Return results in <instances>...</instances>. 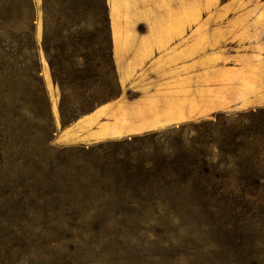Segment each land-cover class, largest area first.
<instances>
[{"label":"rangeland","instance_id":"1","mask_svg":"<svg viewBox=\"0 0 264 264\" xmlns=\"http://www.w3.org/2000/svg\"><path fill=\"white\" fill-rule=\"evenodd\" d=\"M33 2L44 86L14 89L37 92L15 105L35 114L0 137V264H264V134L234 157L219 149L228 134L213 142L219 125L264 129V33L230 29L237 17L264 16V0H50L47 11ZM46 25L60 74L86 75L91 87L65 92L69 111L82 118L94 98L126 101L125 123L161 127L87 143L59 138L64 93L45 53ZM123 33L132 57L142 55L128 74L117 59ZM204 81L206 93L192 95ZM156 87L164 97L149 100ZM45 91L57 125L48 151L31 148L27 132L43 124L35 118ZM106 120L116 119L90 128ZM202 153L209 163L176 170ZM246 170L259 172L248 189Z\"/></svg>","mask_w":264,"mask_h":264},{"label":"trees","instance_id":"2","mask_svg":"<svg viewBox=\"0 0 264 264\" xmlns=\"http://www.w3.org/2000/svg\"><path fill=\"white\" fill-rule=\"evenodd\" d=\"M58 1L59 0H56V3ZM61 2L64 3V0H61ZM49 3L50 0H44L46 11L47 7L49 8ZM35 12L36 9L33 0H0V118L5 119L10 117L13 122L11 125L10 122H7V125H0V137L9 130L14 134H18V132L22 130V127L14 122H17L19 116L24 113L29 115L35 114L33 110L25 109V107H16L15 105L18 103H25L28 95L36 98V95H38L37 92L36 95L31 90H24L21 91V93H16L14 89L18 90L16 88L18 85L26 87L27 80L30 81V84L27 86H44V80L41 76L40 53L36 39ZM46 14L49 16L48 12H46ZM47 25L46 37L44 40L45 53L53 72L54 81L59 84L64 93L60 109L63 127H68L80 118L76 117V111H69L67 106H65V92L70 88H75L79 90L78 96H83L85 95V90H91V87L87 86L89 81L86 75H80L75 81H70L60 74L56 56L53 53L52 47L48 44ZM45 98L47 101V108L44 114L43 111L39 112L35 118L37 121H42L43 124L37 127L29 125V127L26 128L30 138L28 141L30 147L36 150L45 149L48 151V149L53 148L52 142L57 133V125L46 91ZM99 103L100 101L94 98L93 101L87 103L80 112L86 115L90 114L101 106H99ZM212 125L214 126V124ZM211 130L213 131L211 139H213L215 136V129L213 128ZM217 130V140L215 141L214 139L213 142H218L220 144L219 137L228 134L219 146V149L222 153L232 157L237 156L240 151L239 148L246 144L245 141L250 139L257 140L258 137L264 134V129H260L259 127H255L254 130H250L249 128V130H244V132L234 133L233 130L229 129L228 125H226L223 130L219 125L217 126L216 131ZM197 144L202 145L204 143ZM208 144L212 145L213 143L212 141H209L207 144L205 143L206 146ZM37 159H40V161H35ZM210 159L211 156L204 153L195 159L190 160L189 158H184V160L181 161H184V163H179V168L176 170L188 171L192 163H209ZM48 160L51 162L49 158ZM46 161L47 159L45 156L34 159L35 163H45ZM258 176V171L246 170L242 175V186L246 189L252 187L254 180H256Z\"/></svg>","mask_w":264,"mask_h":264},{"label":"crops","instance_id":"3","mask_svg":"<svg viewBox=\"0 0 264 264\" xmlns=\"http://www.w3.org/2000/svg\"><path fill=\"white\" fill-rule=\"evenodd\" d=\"M264 6V2L262 3ZM235 21H232V27L230 29L237 30L240 35L246 34L247 36L255 37L256 35H260L264 33V16H256V17H237L234 19ZM228 34L227 30L224 32ZM130 37H128L127 33H123L122 40L124 41V44H121L120 47L122 48V53H120L118 62L120 65V68L125 74H128L129 68L133 64H139L141 63L142 55L135 54L132 57V54L130 51L133 50L132 43H127L126 41L129 40ZM136 47L138 46L135 44ZM115 46V52H116V44ZM134 49V51H138L139 48ZM142 50V47L141 49ZM117 57V56H116ZM206 77V75H202V78ZM128 81V80H127ZM127 83V82H126ZM206 82L200 83V85L192 92V95H198L201 97L203 93H206ZM215 89H218V86L215 87ZM147 98L149 100L151 99H162L164 97V92L160 89H154L153 91H150L147 95ZM203 103H206V100H202ZM199 103H201V100L199 99ZM217 103V101H215ZM126 112V113H124ZM132 112V105H130L126 101H117L113 103H107L100 107H98L94 112L85 115L84 117L80 118L75 123L71 124L70 126L63 129L60 134L58 135L59 138L62 139H69V141L75 142L79 141L81 143H87V142H94L98 140H103L107 138H115V137H123L133 134H139L151 130H155L158 127H148L144 128L143 123L141 124H127L125 123V119H133L132 116H130V113ZM162 112V111H161ZM124 114V115H123ZM187 119H194L193 117L194 112L187 111ZM193 114V115H192ZM126 115V118H125ZM104 117H114L116 120L114 121H103L101 122L98 127L96 128H90L92 125H94L99 119ZM125 118V119H124ZM150 119V117L148 116ZM82 128L85 129V132L82 134H78V130ZM132 129H138L136 131H131Z\"/></svg>","mask_w":264,"mask_h":264},{"label":"water","instance_id":"4","mask_svg":"<svg viewBox=\"0 0 264 264\" xmlns=\"http://www.w3.org/2000/svg\"><path fill=\"white\" fill-rule=\"evenodd\" d=\"M75 123V122H74Z\"/></svg>","mask_w":264,"mask_h":264}]
</instances>
